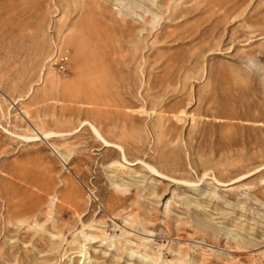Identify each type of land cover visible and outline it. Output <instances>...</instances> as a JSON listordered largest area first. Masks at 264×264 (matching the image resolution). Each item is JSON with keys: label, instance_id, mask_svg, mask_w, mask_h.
<instances>
[{"label": "rangeland", "instance_id": "1", "mask_svg": "<svg viewBox=\"0 0 264 264\" xmlns=\"http://www.w3.org/2000/svg\"><path fill=\"white\" fill-rule=\"evenodd\" d=\"M84 252L264 264V0H0V264Z\"/></svg>", "mask_w": 264, "mask_h": 264}, {"label": "bare ground", "instance_id": "2", "mask_svg": "<svg viewBox=\"0 0 264 264\" xmlns=\"http://www.w3.org/2000/svg\"><path fill=\"white\" fill-rule=\"evenodd\" d=\"M81 50V49H80ZM90 126H91V128L93 129V131H94V133L96 134V136L103 142V144L107 147V148H112V149H120L121 150V152H122V155H123V160L126 162V164L128 163V164H132V163H130V162H128V160H127V157H126V154H125V152H124V150H123V148L122 147H120V146H118V145H116V144H113V143H111V142H109L108 140H106L105 139V137L101 134V132L98 130V128L94 125V124H92V123H88ZM54 135H56V134H46L45 136H46V138H50V137H52V136H54ZM143 165H145L146 167H147V169L149 170V171H151V173H153V174H155L156 176H158V177H161V178H168V177H166L165 175H163L161 172H159L156 168H154L153 166H151V165H149V164H147V163H144L143 161H140ZM127 164V165H128ZM136 164V163H135ZM170 179V178H169ZM184 183V182H183ZM205 229L208 231V232H212V228L211 227H205ZM82 235V234H81ZM201 240V239H200ZM200 240H198V241H200ZM205 244V243H204ZM198 245L200 246V245H203V242L202 243H199L198 242ZM205 246V245H204ZM207 246V245H206ZM213 247V246H212ZM227 248H228V246H226ZM216 250V249H215ZM86 251V250H85ZM80 253V252H79ZM87 256H88V253L87 252H84V253H81V258H84V261L82 262V263H80V264H89V263H86L87 262V260H88V258H87ZM172 262H168V263H166V264H171Z\"/></svg>", "mask_w": 264, "mask_h": 264}]
</instances>
